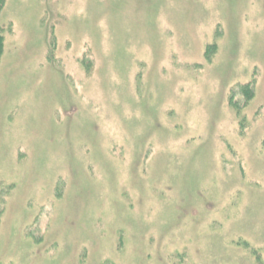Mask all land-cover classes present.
<instances>
[{"label": "rangeland", "instance_id": "374dc122", "mask_svg": "<svg viewBox=\"0 0 264 264\" xmlns=\"http://www.w3.org/2000/svg\"><path fill=\"white\" fill-rule=\"evenodd\" d=\"M0 264H264V0H0Z\"/></svg>", "mask_w": 264, "mask_h": 264}, {"label": "trees", "instance_id": "16d2710c", "mask_svg": "<svg viewBox=\"0 0 264 264\" xmlns=\"http://www.w3.org/2000/svg\"><path fill=\"white\" fill-rule=\"evenodd\" d=\"M1 53H2V37L0 35V56H1Z\"/></svg>", "mask_w": 264, "mask_h": 264}]
</instances>
